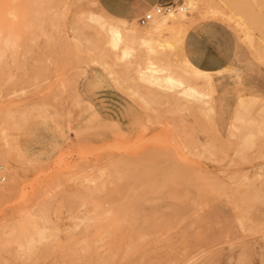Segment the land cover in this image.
Returning <instances> with one entry per match:
<instances>
[{
	"label": "rangeland",
	"instance_id": "obj_1",
	"mask_svg": "<svg viewBox=\"0 0 264 264\" xmlns=\"http://www.w3.org/2000/svg\"><path fill=\"white\" fill-rule=\"evenodd\" d=\"M11 1L29 26L0 28V264H264V36L244 29L242 1L187 11L227 67L205 102L138 76L133 34L160 0ZM173 40L151 61L181 62ZM16 111L21 129L5 126Z\"/></svg>",
	"mask_w": 264,
	"mask_h": 264
},
{
	"label": "bare ground",
	"instance_id": "obj_2",
	"mask_svg": "<svg viewBox=\"0 0 264 264\" xmlns=\"http://www.w3.org/2000/svg\"><path fill=\"white\" fill-rule=\"evenodd\" d=\"M19 1V0H18ZM27 1V0H26ZM29 1V0H28ZM31 1V0H30ZM38 0L35 1V3L37 2ZM40 3H42L41 1L42 0H39ZM38 1V2H39ZM62 1H65V0H61ZM242 2V18L244 20H242V25H244V29H249L251 28L252 29H258L262 35L264 36V0H241ZM11 0H0V28H4L7 24L11 26V23H14L15 24H20V25H26L25 27L29 26L28 23H26L28 20H26L27 18L25 17V10H22L20 12H17L13 10V5H11ZM25 2V1H24ZM23 2V4H24ZM32 2H34V0H32ZM87 2V1H86ZM85 2V3H86ZM150 1H147L146 4H149ZM29 3V2H27ZM45 3V2H44ZM44 3L43 6H44ZM47 3V2H46ZM186 3L187 5H181L179 6V10L176 8V10L174 11H170L168 13H162V14H154V17L152 18V20H150L147 24L148 25H143V24H140V28L134 32L133 34V39L135 41H137L138 43V48L140 51L142 52H145L147 58L145 60V63L147 62L146 65H144L143 67L141 68H138V76L141 80H143L144 82H146V84H153L155 86H158V87H167V89H173V88H176V87H180V90H176L178 91L177 93L180 95V93H183L185 95H189L191 98L193 97V99L195 101H198V102H202L204 101V99L206 98V96L209 94V92L211 93L212 91L214 92V90L217 89V86L220 84L224 74L223 72L226 70L227 67H224V68H221V69H218L216 71H210V70H206V69H202L196 65H194L190 59L186 56V54L183 52V42H184V39H185V36L187 34V32L189 31V29L193 26V24L189 22V24L187 23V19L189 18V15L192 14L190 11L193 10L195 8V5H196V0H186ZM231 3H234L232 0H231ZM236 3V2H235ZM49 4V3H47ZM45 4L46 7H48L49 5ZM88 4V2H87ZM217 4V3H216ZM221 4V3H220ZM238 4V3H236ZM240 4V3H239ZM29 5V4H26V6ZM39 5V4H38ZM52 4H50L51 6ZM89 5V4H88ZM218 5V4H217ZM224 5V4H223ZM30 6V5H29ZM34 6V5H33ZM36 6V5H35ZM43 7V9H46V7ZM230 6V4H229ZM232 6V5H231ZM235 6V4H234ZM28 7V6H27ZM31 7V6H30ZM226 7V6H225ZM238 6H236L237 8ZM17 8V7H16ZM32 8V7H31ZM29 8V9H31ZM37 9H39L37 6H36ZM41 8V7H40ZM88 8V7H87ZM223 8V7H221ZM233 8V7H232ZM240 8V7H239ZM42 9V8H41ZM50 8L48 7V10ZM153 9V8H152ZM227 9V8H226ZM234 9V8H233ZM232 9V10H233ZM16 10V9H15ZM19 10V9H18ZM36 10V9H35ZM34 10V11H35ZM40 10V9H39ZM47 10V9H46ZM78 10V9H77ZM89 10V8H88ZM178 10V11H177ZM206 10H208L206 8ZM214 10V9H212ZM235 10V9H234ZM239 10V9H238ZM237 10V11H238ZM30 11V10H29ZM28 11V12H29ZM33 11V10H31ZM37 11V10H36ZM177 11V12H176ZM189 11V13L187 12ZM209 11V10H208ZM217 11V10H216ZM10 12H15V19H13L14 17V14L10 15V17L8 16L9 14H11ZM42 12V10H41ZM39 11L40 14L44 13L42 12L41 13ZM77 12V11H76ZM79 12V11H78ZM220 12V11H219ZM31 13V12H29ZM37 13V12H36ZM35 13V14H36ZM80 13H82L80 11ZM83 13H87V12H83ZM195 13V11H194ZM222 13V12H220ZM34 14V13H32ZM213 14V13H212ZM29 15V14H28ZM39 15V14H38ZM77 15V14H76ZM74 15V16H76ZM80 15V14H79ZM82 15V14H81ZM90 15V13L88 14L87 13V16ZM217 15V14H216ZM40 16V15H39ZM39 16H33L35 18H38ZM43 16V14H42ZM46 16V15H45ZM195 16V15H193ZM226 16V15H224ZM231 16V15H230ZM229 16V18H230ZM12 17V18H11ZM32 17V16H31ZM32 17V18H33ZM48 17V16H47ZM78 17V16H77ZM76 17V18H77ZM211 17V16H210ZM219 17V16H217ZM228 17V16H227ZM238 17V16H237ZM34 18V20H36ZM78 18H81V17H78ZM85 18V17H84ZM112 18V17H111ZM208 18V16H207ZM231 18H234V17H231ZM230 18V19H231ZM191 19V18H190ZM194 19V18H193ZM197 19V18H196ZM220 19V18H219ZM34 20H31L32 22ZM41 21V19L38 18L37 21ZM82 20V18H81ZM202 20V19H201ZM224 20H225V17H224ZM233 20V19H232ZM49 21V20H48ZM76 21V20H75ZM108 21V20H107ZM111 21V19L109 20ZM227 21V20H226ZM31 22V24H32ZM78 22V21H77ZM84 22V20H83ZM125 22L128 23L130 26H132L135 22H136V18L133 14H128V16L126 17L125 19ZM197 22V21H196ZM239 22V21H238ZM34 23V22H33ZM37 25L39 24L38 22H35ZM34 23V25H35ZM42 23V21H41ZM45 23V22H44ZM51 23V22H49ZM111 23V22H110ZM115 23V22H114ZM137 23V22H136ZM230 24V23H229ZM7 25V26H8ZM33 25V24H32ZM35 25V26H37ZM237 25V23L235 24ZM240 25V24H239ZM31 26V25H30ZM35 26H33V29L35 30ZM41 26V25H40ZM44 26V25H42ZM48 26V24H47ZM46 26V27H47ZM229 26V25H228ZM18 27V26H17ZM32 27V26H31ZM119 26L117 27H114V26H110L111 30H112V34H113V40L112 41V44L113 46H115V49L117 48V45H118V41L122 38V33L121 31L118 29ZM230 27V26H229ZM243 27V26H242ZM37 28V27H36ZM169 28L171 29V31H174V34L171 35L172 37V40L173 41H177V43L180 45V48L182 49V61L181 62H178V61H175V60H171L169 59L171 57V54H170V57L166 58L165 56H162L161 57H164V61L160 63H155V60L154 62L151 61L150 59V55L152 54H163L165 52V49L172 44V40L171 41H166L167 38L164 37L162 39V34L164 33V31L166 30H169ZM174 30H173V29ZM0 29V30H1ZM6 29V28H5ZM10 29H13V28H10ZM19 29V28H18ZM26 29V28H24ZM31 28L29 27V30ZM43 29V28H42ZM133 29V26L132 28ZM135 30V29H134ZM8 31H11V30H8ZM20 31V30H19ZM25 32V31H24ZM32 32V30H31ZM47 32V31H46ZM8 33V32H7ZM10 33V32H9ZM12 33V32H11ZM10 33V34H11ZM249 33V32H248ZM10 34L8 36H10ZM32 34V33H30ZM251 35V32L249 33ZM5 37L6 38H8ZM248 36V34H247ZM12 37V36H11ZM34 37V36H33ZM45 37V36H43ZM129 37V36H128ZM30 38V37H28ZM46 38V37H45ZM131 38V37H130ZM9 39V38H8ZM27 39V38H26ZM47 39V38H46ZM45 39V41H47ZM132 39V38H131ZM166 39V40H164ZM10 40H12L10 38ZM8 41V40H7ZM13 41V40H12ZM11 41V42H12ZM49 41V39H48ZM14 42V41H13ZM27 42V41H25ZM31 43V41H29ZM38 42V41H37ZM15 43V42H14ZM13 43V44H14ZM35 43V42H34ZM5 44V42H4ZM4 44H3V47H4ZM7 44V42H6ZM10 45V44H9ZM7 44V46H9ZM12 45V44H11ZM15 45V44H14ZM25 45V44H24ZM29 45V44H27ZM26 45V47H27ZM37 45V44H36ZM13 46V45H12ZM171 46H174V45H171ZM170 46V47H171ZM18 47V46H17ZM42 47V46H41ZM48 47V46H46ZM6 48V47H5ZM4 48V49H5ZM10 48V47H9ZM12 48V47H11ZM10 48V49H11ZM3 48H1L2 50ZM14 49V47H13ZM25 49V48H24ZM118 49V48H117ZM116 49V50H117ZM44 50V48H43ZM173 50V48H172ZM171 50V51H172ZM8 51V49H7ZM125 53H127L126 50H124ZM11 52V50H10ZM9 52V54H10ZM13 52V50H12ZM11 52V53H12ZM27 52V51H26ZM43 51H41V55H43L42 53ZM115 52V51H114ZM14 53V52H13ZM12 53V54H13ZM1 54V52H0ZM5 54V53H4ZM3 54V55H4ZM11 54V55H12ZM26 54V53H25ZM36 54L39 55V53L36 52ZM117 54V53H115ZM144 54V55H145ZM2 55V54H1ZM0 55V56H1ZM14 55V54H13ZM177 55V54H176ZM176 55H175V59H176ZM5 56V55H4ZM3 56V58H5ZM8 56V55H7ZM16 56V55H15ZM122 56V55H120ZM124 56V55H123ZM2 57V56H1ZM10 57V56H9ZM12 57V56H11ZM17 57V56H16ZM181 57V55H180ZM3 58H0L3 59ZM8 58V57H6ZM122 58V57H121ZM14 60V58H12ZM120 59V58H119ZM159 59V58H158ZM153 60V59H152ZM162 60V59H161ZM2 61V60H1ZM0 61V63H1ZM3 62H5V60H3ZM138 64V63H137ZM143 65V64H142ZM8 67V66H6ZM1 69V67H0ZM170 70V73L168 72ZM213 73H216V74H213ZM151 86V85H150ZM155 88V87H154ZM178 89V88H177ZM156 91V90H155ZM163 91V90H162ZM170 91V90H169ZM175 92V91H174ZM164 93V92H163ZM178 94L176 96H178ZM172 97L176 98L175 95H171ZM254 96V95H253ZM187 97V96H186ZM189 97V98H190ZM242 97V96H241ZM184 98V97H183ZM244 98V97H243ZM242 98V99H243ZM247 100V98H245ZM186 100V99H184ZM249 101H251L250 99H248ZM205 102V101H204ZM244 101H242V104H240L242 107V112H239L240 108L236 111H238L235 115H236V118L242 122H247L248 119H247V106L246 104L243 103ZM248 102V101H247ZM187 103V102H185ZM192 103V101H191ZM249 103V102H248ZM254 107V106H251V108ZM255 108V107H254ZM35 110H38V114H36V116L39 118V116H45V117H48L53 119L54 121H57V117L59 115H61L60 113H55V112H52V111H49L45 105L43 104H39L37 106H34ZM253 110L250 109V111ZM9 111V110H8ZM15 112V111H14ZM18 112V111H16ZM10 113V112H9ZM20 115L19 118L17 117V114L16 113H13L12 115L10 116H6L7 120L5 121L6 124L5 126L7 125V123H10L11 119L13 118H16V119H13V127L15 128H18V129H21L22 128V125L25 123L26 121V116H28L27 114H20V112H18ZM21 113H24V112H21ZM27 113V112H26ZM37 113V112H36ZM8 114V112L6 113ZM32 114V113H30ZM68 115V113H66ZM26 115V116H25ZM263 115V114H262ZM261 113H260V116H262ZM25 116V117H24ZM32 115H30L31 117ZM259 116V115H258ZM66 117V116H65ZM72 117V115H71ZM94 117V116H93ZM21 118L23 120H21ZM33 117H31L30 120H32ZM252 120V119H251ZM4 121V120H3ZM29 121V119H28ZM66 121V120H65ZM68 121V120H67ZM235 121V120H234ZM24 122V123H22ZM73 122V121H72ZM257 123V122H256ZM62 124V123H61ZM71 122L67 123V130H71V131H74L76 134L78 133V131H76L71 125ZM236 124V123H235ZM260 124V123H259ZM25 125V124H24ZM23 125V126H24ZM59 125V124H58ZM237 125V124H236ZM262 125V124H261ZM254 126V125H253ZM11 128V125L9 126ZM7 127V128H9ZM261 127V126H260ZM252 129V128H251ZM255 129V128H254ZM249 130V129H248ZM253 130V129H252ZM254 131V130H253ZM252 131V132H253ZM249 133V131H248ZM257 133V132H256ZM254 134V132H253ZM253 222V221H252ZM251 222V223H252ZM259 222V221H258ZM261 224V223H259ZM250 226V225H249ZM255 226V225H254ZM256 227V226H255Z\"/></svg>",
	"mask_w": 264,
	"mask_h": 264
},
{
	"label": "crops",
	"instance_id": "obj_3",
	"mask_svg": "<svg viewBox=\"0 0 264 264\" xmlns=\"http://www.w3.org/2000/svg\"><path fill=\"white\" fill-rule=\"evenodd\" d=\"M160 1L162 4H166L173 0ZM195 27L193 25L191 28ZM187 33L184 41V52L194 65L210 71H216L226 66L225 57L212 41L195 30Z\"/></svg>",
	"mask_w": 264,
	"mask_h": 264
},
{
	"label": "built area",
	"instance_id": "obj_4",
	"mask_svg": "<svg viewBox=\"0 0 264 264\" xmlns=\"http://www.w3.org/2000/svg\"><path fill=\"white\" fill-rule=\"evenodd\" d=\"M176 4L171 2V3H166V4H161L155 8L154 11L146 13L143 17H141L140 21L141 24L145 25L147 24L152 18L154 17V14H162V13H168L170 11L176 10Z\"/></svg>",
	"mask_w": 264,
	"mask_h": 264
}]
</instances>
